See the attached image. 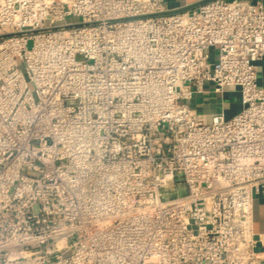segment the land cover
<instances>
[{
  "label": "built area",
  "instance_id": "1",
  "mask_svg": "<svg viewBox=\"0 0 264 264\" xmlns=\"http://www.w3.org/2000/svg\"><path fill=\"white\" fill-rule=\"evenodd\" d=\"M260 62L264 0H0V264H264Z\"/></svg>",
  "mask_w": 264,
  "mask_h": 264
},
{
  "label": "crops",
  "instance_id": "2",
  "mask_svg": "<svg viewBox=\"0 0 264 264\" xmlns=\"http://www.w3.org/2000/svg\"><path fill=\"white\" fill-rule=\"evenodd\" d=\"M202 0H166L171 9H184L195 6ZM255 1V0H252ZM259 81L264 85V63H259ZM193 108L202 114L210 115L216 111L224 110L227 116H232L241 107L240 95L237 89L227 88L223 94L198 93L191 100ZM258 205H264V195L258 196Z\"/></svg>",
  "mask_w": 264,
  "mask_h": 264
},
{
  "label": "rangeland",
  "instance_id": "3",
  "mask_svg": "<svg viewBox=\"0 0 264 264\" xmlns=\"http://www.w3.org/2000/svg\"><path fill=\"white\" fill-rule=\"evenodd\" d=\"M258 201H259V198L257 197L255 199V203H254V219H255V222H257V207H258Z\"/></svg>",
  "mask_w": 264,
  "mask_h": 264
},
{
  "label": "water",
  "instance_id": "4",
  "mask_svg": "<svg viewBox=\"0 0 264 264\" xmlns=\"http://www.w3.org/2000/svg\"><path fill=\"white\" fill-rule=\"evenodd\" d=\"M199 3V2H198ZM185 9V8H184ZM179 10H183V9H179Z\"/></svg>",
  "mask_w": 264,
  "mask_h": 264
}]
</instances>
